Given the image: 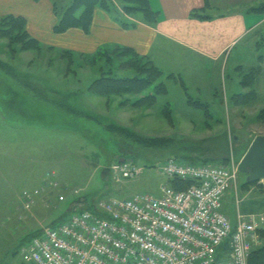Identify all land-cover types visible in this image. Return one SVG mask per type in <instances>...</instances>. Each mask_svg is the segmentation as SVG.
<instances>
[{"label": "rangeland", "instance_id": "obj_1", "mask_svg": "<svg viewBox=\"0 0 264 264\" xmlns=\"http://www.w3.org/2000/svg\"><path fill=\"white\" fill-rule=\"evenodd\" d=\"M72 1L51 0L57 4L59 14ZM112 1L120 9L122 0ZM207 3L209 9L202 13L212 18L239 13V0H208ZM154 6L158 5L154 3ZM261 9H264V3L261 4ZM114 14L115 12L113 16ZM262 17L264 13L258 19ZM253 37L232 47L229 53L216 61L184 55L181 51L171 52L172 55H157L155 63L163 72L162 78L154 81L139 95H126V108H123V104L120 105L124 98L119 96L92 94L93 97L84 99L88 106L131 127L139 135L181 139L200 145L187 146L173 152L133 146L114 135L113 131L105 127L104 122L79 117L73 118L72 122L68 121L67 133L63 131L64 134H60L59 130L53 132L51 158L49 152L44 154L40 150L42 147L36 144V140H40L37 138L40 134L34 127L39 125L35 120H11L15 116L16 109L13 106L16 103L15 97L9 95L12 94L10 90L25 89L37 101L47 103L46 106L53 112H59L56 105L52 104V100L58 96L54 93L39 96L40 89L65 88V83L68 82L70 86L71 76L76 75L84 80L81 79L82 84L79 81L74 83H78L85 92L91 83V80H87L96 73L91 70V66L85 68L76 63L72 65L71 59L61 51L69 49H60L58 46L60 39H63L60 36L52 37L56 46L41 42V51H21V45H16L15 50L9 46V38H1L0 61L4 67L0 70V264H29L23 259L22 249L42 229L66 220L73 211L88 210V205H96L103 200H124L138 194H159L161 186L169 183V179L160 172V166L169 158L187 156L199 161L227 160L225 165L234 162L238 168L253 140L264 135V120L258 117L264 111V25L258 38ZM108 47L111 46L102 45L101 48L112 49ZM75 53L77 56L81 54L80 51ZM76 58L78 62L83 60L82 57ZM97 64L100 65L101 61ZM75 66H78V72L74 69ZM254 71V79H249V74ZM133 73L130 68L121 73L119 71L118 75L133 76ZM251 77L253 78V74ZM160 82H164L168 89L165 95L155 91ZM152 93L158 95L154 104H136L138 98ZM248 94L249 98H242V95ZM31 101L32 108H35L33 100ZM166 104L171 111L170 116L167 110L164 111ZM110 119L106 121L111 122ZM25 127L30 128L35 139L32 140V137L31 143L23 145L22 135L28 134ZM56 136L68 139L69 147L75 149L80 158L70 153L64 155L63 148L54 144ZM44 139L49 140L47 136ZM82 139H87L86 143ZM225 139L228 150L227 147L223 148ZM24 148L26 157L30 152L34 158L36 156L43 159L38 160L37 164L32 163L35 164L38 176H29V167H25L23 173V179L30 177L33 179L31 186L36 185L34 189L29 188L28 192L38 190L33 194L34 203L29 211L22 208L24 190L20 186H9L12 178H22L21 159ZM122 156L138 164L142 172L136 178L117 182L110 167L117 160H124ZM50 160L51 169L48 163ZM209 164L216 165L212 162ZM246 179V175L239 172L236 182L224 198L223 210L233 225L238 222L241 208L243 212L264 214V209L259 208V201L255 200L256 196L264 198L263 182L249 185ZM60 196L64 197L63 201L59 200ZM243 200L248 205L247 208L239 206Z\"/></svg>", "mask_w": 264, "mask_h": 264}, {"label": "built area", "instance_id": "obj_2", "mask_svg": "<svg viewBox=\"0 0 264 264\" xmlns=\"http://www.w3.org/2000/svg\"><path fill=\"white\" fill-rule=\"evenodd\" d=\"M114 180L138 177L124 160L110 167ZM160 194L103 200L44 228L22 249L29 264H248L262 246L264 214H240L233 225L224 198L239 174L234 162L189 164L169 158ZM191 182L178 190L171 181ZM26 207L33 198L24 194ZM64 200L63 196L59 197Z\"/></svg>", "mask_w": 264, "mask_h": 264}, {"label": "crops", "instance_id": "obj_3", "mask_svg": "<svg viewBox=\"0 0 264 264\" xmlns=\"http://www.w3.org/2000/svg\"><path fill=\"white\" fill-rule=\"evenodd\" d=\"M207 2L208 0H153L152 5L154 6V3L155 5H158L157 8L155 6L154 7L160 11L159 23L156 27H150L143 23H138V25L132 29H125L121 27V25H119V23L116 22L111 15L102 9H97L94 14L93 25L89 34H86L81 29L74 28L63 34L57 35L54 32V26L56 25L58 18L54 11V3L51 2V0H41L39 2H35L33 0H0V18L7 15L22 16L26 18L28 31L40 42H43V44L56 46L52 37L60 36V38H63L60 39V43L58 45L60 46V49L80 51L81 54H94L102 47V45L105 47L118 46L131 48L139 55L151 59L153 64L157 67H159L155 63L157 55L165 53L172 55L171 52L177 53L181 51L184 55H195L196 57L216 61L225 53H229L232 47L244 43L249 37L254 36L253 38H258L257 36L260 33V29L264 25V17L258 19L261 14L264 13V9H261V4L264 3V0H239V13L221 15L215 18L211 17V19H198L192 17L194 11L204 12L208 10L209 8ZM204 15L207 16L206 14ZM46 35H49L50 37H46ZM161 43H164V45ZM174 77L176 78V75ZM33 79L36 80L35 78ZM63 89L64 90H57H59L60 93H68L66 88ZM40 91L43 94H50L53 92V90L50 89H40ZM10 93L12 94L9 95H13L15 97L14 103H16L13 106V108L16 109L15 116L11 117V120L23 122H32L35 120V123L39 125H34V127L40 134V136L38 135L37 137L40 138V140H36V144L42 147L40 150H43L44 154L49 152L51 158L54 142L51 135L53 132L56 133V130H59L60 134H62L63 131H66L64 133H67L69 127L68 121L72 122L73 118L68 117L60 111L53 112L50 107L46 106L47 103L42 100L37 101L35 97H33V94L25 89L10 90ZM72 93H74V91ZM76 95L79 97L76 102L80 107L91 111L94 115L110 119L106 115L101 114V112H98L96 109L86 104L84 99L93 97L92 93L88 91H81ZM31 100H33L35 108H32ZM123 108H126V104L123 105ZM54 120L57 122H53ZM110 121L118 125L131 128L125 124L119 123L115 119L111 118ZM25 131H27L28 134L24 133L22 135L23 145H26L25 143L27 142L31 143L32 137V140L35 139V135H32L30 128L28 129L25 127ZM45 136H47L49 140L45 141ZM67 140L65 137L62 138V136H60L58 138L56 136V143L54 144L63 148L64 155L69 153L76 155L75 149H71L72 147H69ZM82 141H84V139H82ZM82 149H84V146ZM76 156L80 158L79 155ZM40 159L42 158L36 156L34 158L30 152L26 157V150L25 148L22 149V178H12L9 182L10 187L16 188L20 186V189L22 191L24 190L23 200L21 199V201L23 204L22 208L26 211L30 210L32 204L30 207H26L27 204L24 199V194L30 195L34 201L33 194H36L38 190L34 193L28 192L29 188L34 189L36 185L31 186V181H33V179L30 177L23 179V173L25 171V167H29V176L35 174L37 175L34 167ZM50 162L52 163V161L50 160L48 162L51 169L52 165ZM31 167L33 170H31ZM243 198L245 199V196ZM255 200L259 201V208L263 210L264 198L262 199L260 196H256ZM239 206H246L247 208L248 205L245 204V201L243 200ZM244 212L254 214L252 213L253 211ZM244 212L241 208L239 215L241 213L244 214Z\"/></svg>", "mask_w": 264, "mask_h": 264}, {"label": "trees", "instance_id": "obj_4", "mask_svg": "<svg viewBox=\"0 0 264 264\" xmlns=\"http://www.w3.org/2000/svg\"><path fill=\"white\" fill-rule=\"evenodd\" d=\"M33 1L39 2L41 0ZM152 3L153 0H122V5L119 9L112 0H73L66 8H62L61 14H59L60 10L57 4L54 3V11L58 16V22L54 26V32L56 34H63L70 29L77 28L89 34L97 9H102L107 12L125 29H132L137 26L138 23L156 27L160 20V11L157 10V7L155 8ZM114 12L115 14L113 16ZM202 12L203 11H194L192 17L198 19H211V17L205 16ZM1 38H9V46L15 50L17 49L16 45H21V49H19L21 51H41L43 45L29 34L27 30V20L22 16L7 15L0 18V39ZM108 48L112 49L104 48V50L100 48L94 54H78V56L75 51L61 50L64 56H68L71 59L72 65L76 63V65L79 64V67L83 66L85 68L91 66V70L93 69L95 71L96 75L87 80L88 82L91 80V83H89L86 88V91L93 95L105 97L119 96L120 98H124L120 103L124 105L126 102V95H139L144 90H147L154 81L162 78L163 72L156 67L149 58L139 55L135 50L118 46H111ZM76 57H82L83 60L78 62ZM98 61H101L100 65L97 64ZM3 67L4 64L0 61V70H3ZM75 68L77 70L78 66H75L74 69ZM130 68L134 72L133 76L118 75L119 71L121 73L123 70H130ZM87 69L90 70V68ZM251 74H253V78H250ZM254 74L255 71L250 73L249 79H254ZM81 79L84 80L80 76H71L69 81H72V84L69 86L67 84L68 82L65 83V88L68 90V93H60V91L56 89L52 92L55 96H58L53 100L50 99L52 100V104H55L60 112L68 117L74 119L79 117H90L91 120H95L94 122H104L108 130L111 132L113 131L114 135L122 138V140L124 139L129 145L140 146L146 149H159L173 152L176 149H182L187 146L192 147L193 145H200L184 142L181 139L174 140V138L139 135L131 128L106 121V118L94 115L91 111L83 109L76 102L78 98L76 94L82 91L81 87L78 83H74L75 81H79L82 84ZM155 89L157 94L161 95H165L168 92L164 82L158 83ZM61 90L64 89L61 88ZM73 91L74 93H72ZM157 94L152 93L144 95L136 100V104H154L158 99ZM39 96L46 95L39 92ZM47 96H50V94ZM249 96V94L247 96L242 95V98L247 99ZM165 107L166 109L164 111L167 110L170 116L171 111L168 108V104H166ZM258 117L264 120V111H262ZM86 141L87 139L84 140L85 143ZM225 147H227L228 150V142L226 139L223 148L225 149ZM123 158L126 161L128 159L126 157ZM174 159L189 164H209L211 162L215 164H225L227 162V160L199 161V159L187 156ZM120 161L121 159L117 160L116 163ZM103 172H105V170ZM170 183L178 190H184L192 184L191 182H180L176 180H172ZM94 207V204L88 205L87 209L93 211ZM261 236L264 239V230H262ZM248 264H264V244L251 253Z\"/></svg>", "mask_w": 264, "mask_h": 264}, {"label": "water", "instance_id": "obj_5", "mask_svg": "<svg viewBox=\"0 0 264 264\" xmlns=\"http://www.w3.org/2000/svg\"><path fill=\"white\" fill-rule=\"evenodd\" d=\"M239 172L246 175L249 185L256 182L264 184V135L253 140L239 164Z\"/></svg>", "mask_w": 264, "mask_h": 264}]
</instances>
